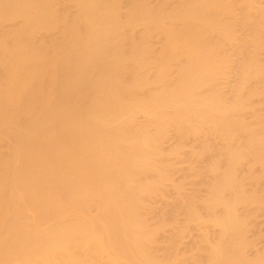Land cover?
<instances>
[{
  "label": "bare ground",
  "instance_id": "obj_1",
  "mask_svg": "<svg viewBox=\"0 0 264 264\" xmlns=\"http://www.w3.org/2000/svg\"><path fill=\"white\" fill-rule=\"evenodd\" d=\"M0 264H264V0H0Z\"/></svg>",
  "mask_w": 264,
  "mask_h": 264
}]
</instances>
